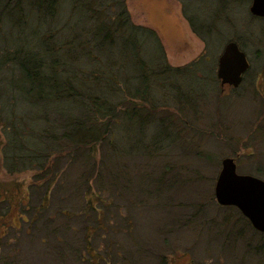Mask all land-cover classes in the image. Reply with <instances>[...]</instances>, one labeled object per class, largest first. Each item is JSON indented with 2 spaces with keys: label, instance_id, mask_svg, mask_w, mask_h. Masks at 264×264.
Listing matches in <instances>:
<instances>
[{
  "label": "rangeland",
  "instance_id": "374dc122",
  "mask_svg": "<svg viewBox=\"0 0 264 264\" xmlns=\"http://www.w3.org/2000/svg\"><path fill=\"white\" fill-rule=\"evenodd\" d=\"M58 1L59 11L67 15L69 0ZM199 3L123 0L129 21L155 32L168 66L182 68L203 59L206 70H197L198 79L179 77L193 91L188 100L186 86L181 85L184 95L176 98L180 90L171 88L170 100L167 95L164 98L169 103H160L153 111L161 116L167 138L153 125L149 139L145 135L129 139L127 147L132 142L133 153L120 151L119 166L111 170L115 189L83 185V195L89 199L80 196L68 202L67 210L74 206L80 219L82 211L89 217L94 213L86 209V203L99 209L101 229L87 216L79 221L71 212L56 210L54 200H45L29 213L24 209L28 201L38 198L33 191L35 171L1 172L0 199L6 209L0 217V264H126L125 259L138 264H264V234L234 207L218 205L212 194L219 161L225 156L233 159L237 173L264 180V17L249 14V0L231 3L226 24L219 22L206 44L190 31L182 15L183 4L208 21L217 3L207 0L203 8ZM116 7L112 4L103 11L111 14ZM0 19V42H14L19 32L10 27L11 18L2 14ZM28 24L23 36L38 27L35 18ZM32 40L36 41L35 35ZM228 40L236 42L248 62L236 87L219 85L215 77L217 55ZM120 145L125 149V144ZM92 154L98 160L97 145ZM82 159L65 176L72 186L81 181L77 174L82 171ZM83 233H90L92 257ZM114 249L116 260L109 254Z\"/></svg>",
  "mask_w": 264,
  "mask_h": 264
},
{
  "label": "trees",
  "instance_id": "16d2710c",
  "mask_svg": "<svg viewBox=\"0 0 264 264\" xmlns=\"http://www.w3.org/2000/svg\"><path fill=\"white\" fill-rule=\"evenodd\" d=\"M206 1L199 6L203 8ZM215 1L217 6L208 21L206 16L202 18L182 4V15L190 31L206 44L218 23L228 20L230 4L246 0ZM69 3L70 12L62 15L58 0H0V17L8 15L10 27L14 25L19 32L14 42H0V173L35 171L32 180L37 184H33V191L38 198L33 203L27 200V206L23 203L29 213L45 200H54L56 210L71 212L79 221L87 216L100 228L99 209L86 203V209L94 213L89 217L82 211L80 219L74 206L67 210L68 202L73 197L89 199L83 195V185L115 189L111 170L119 166L122 152L133 153L132 142L127 147L129 139L138 135L149 139L147 133L153 125L164 133L161 116L154 115L157 105L169 103L164 98L171 88L180 90L175 98L184 95L181 85L187 87L188 100L193 91L186 81L183 84L185 78L179 77L198 79L197 70L206 69L202 68L203 59L182 68L168 66L155 32L132 24L123 0H69ZM112 4L117 9L105 13L103 10H110ZM34 18L38 27L35 25L23 36L29 20ZM34 35L36 41L32 40ZM143 101L141 105L139 102ZM163 136L167 138L165 133ZM120 144H125V149ZM95 145L100 149L96 161L92 154ZM79 157H83L82 171L77 174V180L81 181L72 186L65 176L79 163ZM4 202L0 199V217L5 214ZM44 220L48 226V219ZM82 237L92 257L90 233H83ZM108 248L109 245L106 251ZM113 251L109 254L116 260L118 253L116 249ZM87 260L90 262L92 258ZM125 260L126 264H138Z\"/></svg>",
  "mask_w": 264,
  "mask_h": 264
},
{
  "label": "water",
  "instance_id": "95a60500",
  "mask_svg": "<svg viewBox=\"0 0 264 264\" xmlns=\"http://www.w3.org/2000/svg\"><path fill=\"white\" fill-rule=\"evenodd\" d=\"M250 15L264 17V0H249ZM248 68L242 50L233 40L226 41L216 58L215 77L219 85L236 87ZM212 194L221 206L234 207L256 231L264 234V180L247 173H237L231 157H222Z\"/></svg>",
  "mask_w": 264,
  "mask_h": 264
}]
</instances>
